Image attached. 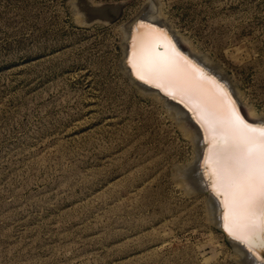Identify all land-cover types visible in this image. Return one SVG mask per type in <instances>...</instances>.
<instances>
[{
    "label": "rangeland",
    "instance_id": "obj_1",
    "mask_svg": "<svg viewBox=\"0 0 264 264\" xmlns=\"http://www.w3.org/2000/svg\"><path fill=\"white\" fill-rule=\"evenodd\" d=\"M100 6L115 17L87 18ZM136 16L264 116V0H0V264L242 263L196 183L195 126L122 68Z\"/></svg>",
    "mask_w": 264,
    "mask_h": 264
},
{
    "label": "bare ground",
    "instance_id": "obj_2",
    "mask_svg": "<svg viewBox=\"0 0 264 264\" xmlns=\"http://www.w3.org/2000/svg\"><path fill=\"white\" fill-rule=\"evenodd\" d=\"M87 18L92 20L94 16ZM162 20L150 23L136 16L124 26L125 71L133 77L137 89L158 95L176 115L180 113L193 123L195 130L189 122L187 128L181 125L202 143L197 152L201 172L195 180L202 190L209 191L213 223L234 240L241 264H264L256 250L264 244V203L251 201L248 190L250 184L259 183L260 167L258 162L249 166L238 159L239 132L233 123L239 119L251 128L261 129L264 116L245 117L238 91L225 73L204 56L182 48V40L174 37L178 33L173 35Z\"/></svg>",
    "mask_w": 264,
    "mask_h": 264
},
{
    "label": "snow or ice",
    "instance_id": "obj_3",
    "mask_svg": "<svg viewBox=\"0 0 264 264\" xmlns=\"http://www.w3.org/2000/svg\"><path fill=\"white\" fill-rule=\"evenodd\" d=\"M234 126L239 132L236 144L238 159L249 166L259 163V183L249 185L250 200L264 203V128H251L243 121L236 119Z\"/></svg>",
    "mask_w": 264,
    "mask_h": 264
},
{
    "label": "water",
    "instance_id": "obj_4",
    "mask_svg": "<svg viewBox=\"0 0 264 264\" xmlns=\"http://www.w3.org/2000/svg\"><path fill=\"white\" fill-rule=\"evenodd\" d=\"M89 11H91V13L93 14V16H97V17H100V18H103V19H108V20H112L116 13H117V7L115 6H106V7H92V8H89ZM133 17L130 19L132 20ZM129 20V21H130ZM128 21V22H129ZM121 65H122V68H126V64L125 62L123 61V58H122V61H121ZM128 77L133 81V77L129 74V72H126ZM188 119V118H187ZM189 120V119H188ZM190 121V120H189ZM191 122V121H190ZM192 123V122H191ZM202 143L198 141V145H201ZM197 165H198V162H197V159H196V162H195V167H194V175H195V178L197 176V174H199L201 172V169L199 170L197 168ZM204 184V183H203ZM200 191L206 193V194H209V191L208 190H202L200 188ZM215 227L224 234L225 238H226V241L229 242L230 244L234 245V240L230 239L229 237H227V235H225V232L224 230L217 224H214ZM256 250L261 254V256L264 258V244L261 243V246L260 247H257Z\"/></svg>",
    "mask_w": 264,
    "mask_h": 264
}]
</instances>
